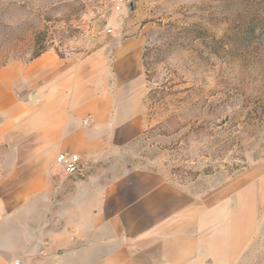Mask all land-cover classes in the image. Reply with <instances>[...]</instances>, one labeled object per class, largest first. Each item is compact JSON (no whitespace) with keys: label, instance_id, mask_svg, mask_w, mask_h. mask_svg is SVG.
<instances>
[{"label":"crops","instance_id":"obj_1","mask_svg":"<svg viewBox=\"0 0 264 264\" xmlns=\"http://www.w3.org/2000/svg\"><path fill=\"white\" fill-rule=\"evenodd\" d=\"M146 40L132 27L0 68V264L261 263V171L182 183L134 159L150 141ZM60 152L90 175L64 173Z\"/></svg>","mask_w":264,"mask_h":264},{"label":"rangeland","instance_id":"obj_2","mask_svg":"<svg viewBox=\"0 0 264 264\" xmlns=\"http://www.w3.org/2000/svg\"><path fill=\"white\" fill-rule=\"evenodd\" d=\"M258 6L128 0L118 11L113 0H0V68L48 49L86 53L104 36L141 27L150 141L134 159L155 161L182 183L261 171L264 264V32L252 30L255 22L246 27Z\"/></svg>","mask_w":264,"mask_h":264},{"label":"built area","instance_id":"obj_3","mask_svg":"<svg viewBox=\"0 0 264 264\" xmlns=\"http://www.w3.org/2000/svg\"><path fill=\"white\" fill-rule=\"evenodd\" d=\"M113 2L118 11H121L124 6L128 4V0H113ZM108 32H113V29L109 28ZM85 123H88V120H86ZM55 162L64 173L76 178L84 179L90 175V166L79 153L60 152L56 156Z\"/></svg>","mask_w":264,"mask_h":264},{"label":"trees","instance_id":"obj_4","mask_svg":"<svg viewBox=\"0 0 264 264\" xmlns=\"http://www.w3.org/2000/svg\"><path fill=\"white\" fill-rule=\"evenodd\" d=\"M255 3L259 5L257 8L258 9L257 13H259V16H256L255 18L250 16V18H247L246 27H250L255 22L252 30L256 31V29H258L259 32L263 33L264 32V0H253V5ZM43 52L44 51L36 53L33 58L39 56Z\"/></svg>","mask_w":264,"mask_h":264}]
</instances>
